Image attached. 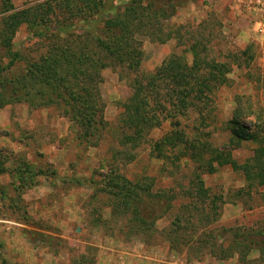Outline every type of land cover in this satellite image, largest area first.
<instances>
[{
	"label": "rangeland",
	"instance_id": "1",
	"mask_svg": "<svg viewBox=\"0 0 264 264\" xmlns=\"http://www.w3.org/2000/svg\"><path fill=\"white\" fill-rule=\"evenodd\" d=\"M170 1L176 11L164 15L158 8ZM236 4L159 0L150 7L157 18L145 28L152 36L139 38L138 71L101 70L107 123L89 140L64 106L38 105L33 95L34 105L7 83L0 101V264H264L257 249L246 256L238 248L221 251L237 231L264 223V185L217 161L207 172L206 161L171 141L180 130L191 147L204 140L222 148L237 109L264 111V38ZM83 11L65 0H0V36L15 31L10 50L0 41L2 76L24 73L59 38L70 36L78 47L87 33L94 39L102 25L88 23L94 15ZM11 22L14 30L6 27ZM88 48L95 50L92 40ZM216 64L228 68L215 71ZM136 87L152 117L137 128L130 119L141 98ZM258 146L243 141L230 151L243 164ZM130 187L144 195V230L120 209L116 194Z\"/></svg>",
	"mask_w": 264,
	"mask_h": 264
},
{
	"label": "trees",
	"instance_id": "2",
	"mask_svg": "<svg viewBox=\"0 0 264 264\" xmlns=\"http://www.w3.org/2000/svg\"><path fill=\"white\" fill-rule=\"evenodd\" d=\"M67 1L73 11L74 8L83 11L89 7V12L85 10L82 13H92L94 15L91 19L92 22L89 21L88 23L99 21L102 25L100 33L94 39L93 36L90 38L87 33L86 39L81 38L80 47L74 45V42L72 43L70 36L59 38L58 42L52 46V49L46 55L29 63L24 73H19L12 78L2 76L0 70V88H2L0 101L4 100V89L7 88V83L9 85L12 83L14 92L24 91L33 103L35 96L39 99L36 101L38 105L41 103L46 106L50 103L64 106L67 115L82 130L81 136L88 138L94 134V129H100V126L104 127L107 123L104 118V108L101 104L102 97L99 89L100 83L98 82L103 79L101 70L107 66H113L121 74L124 69L138 71L144 54L141 48L142 42L139 38L150 33H146L145 28L148 27L147 25H153V22L148 20H152L154 17L157 18V12L155 11L154 15L153 12H147L150 7L157 5L159 0H116L115 2L112 0H65V2ZM71 1H73L72 4ZM165 4L167 7L159 6L158 8L168 13L164 15L169 16L176 11L177 5L174 1ZM177 4L179 5L178 2ZM9 24L6 27H12L14 30L15 24L12 22ZM4 26V23H2L1 28H4ZM57 30L62 33L65 28L63 26V28ZM2 32L0 41L2 45L8 46L7 49L10 50L15 31L5 33L3 30ZM152 34L153 32L149 35L152 36ZM77 38H80V36H77ZM90 40L94 43L95 50L88 48ZM225 65L216 64L211 67L216 71L218 68L222 70ZM226 67L228 68L227 65ZM3 68L0 65V69ZM224 81L225 78L220 80V82ZM135 91L139 95L141 94V98H137L139 102L134 106L130 119L131 123L137 128L138 125H149L152 117L145 110L148 102L142 100L140 87H136ZM197 101H201V99L197 98ZM227 127L230 138L227 146L225 144L222 148H213L212 142L204 140H199L200 143H197V147H191L184 139L186 134L180 130L172 133L171 141H175V145H185L180 150H184L186 155L191 154L192 157L200 158L203 162L206 161L202 163V167H205L207 172H214L222 165H230L234 169H242L249 181L257 180L259 186L264 185V111L261 109L256 110L253 116L251 112L247 114L243 110L239 111L237 109L234 117L228 121ZM84 138H82L83 141ZM243 141H253L258 143L259 146L254 150L251 159L239 164L233 158L230 150L240 146ZM208 151L211 152L210 156H206ZM214 161H217L218 167L214 165ZM21 181H23V178ZM198 185L201 192L205 194V180L199 178ZM123 189V193H115L123 203L120 209L129 212L132 220L139 222V228L144 230V223L147 221V218L143 215L144 195L136 192L131 187ZM208 242L209 240L201 238V243L207 244ZM171 243L176 244L177 242L172 238ZM233 248H238L236 252L244 253V255H247L253 249H257L260 251L261 257L264 256V223L258 225L257 228H244L241 232L237 231L234 240L225 248H222L221 251L227 252ZM211 249H213L212 246Z\"/></svg>",
	"mask_w": 264,
	"mask_h": 264
},
{
	"label": "built area",
	"instance_id": "3",
	"mask_svg": "<svg viewBox=\"0 0 264 264\" xmlns=\"http://www.w3.org/2000/svg\"><path fill=\"white\" fill-rule=\"evenodd\" d=\"M236 8L242 13H248L256 32L264 35V0H237Z\"/></svg>",
	"mask_w": 264,
	"mask_h": 264
},
{
	"label": "crops",
	"instance_id": "4",
	"mask_svg": "<svg viewBox=\"0 0 264 264\" xmlns=\"http://www.w3.org/2000/svg\"><path fill=\"white\" fill-rule=\"evenodd\" d=\"M236 2H237V0H236ZM237 5H238V4H236V7H237ZM251 19H252V18H251ZM251 30L253 31L254 35H257V34H258V35H259V37H261V38H264V35H262V34H259L258 32H256V30H255V28H254V26H253V25H252V28H251ZM244 32H245V31H242V32H241V34H242V33H244Z\"/></svg>",
	"mask_w": 264,
	"mask_h": 264
}]
</instances>
